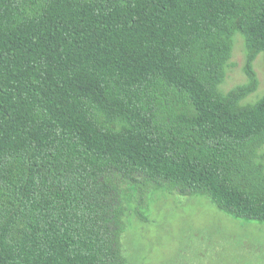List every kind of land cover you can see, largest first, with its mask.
<instances>
[{"label": "trees", "instance_id": "trees-1", "mask_svg": "<svg viewBox=\"0 0 264 264\" xmlns=\"http://www.w3.org/2000/svg\"><path fill=\"white\" fill-rule=\"evenodd\" d=\"M259 53L264 0H0V264H126L109 173L264 221Z\"/></svg>", "mask_w": 264, "mask_h": 264}, {"label": "rangeland", "instance_id": "rangeland-1", "mask_svg": "<svg viewBox=\"0 0 264 264\" xmlns=\"http://www.w3.org/2000/svg\"><path fill=\"white\" fill-rule=\"evenodd\" d=\"M245 61L244 40L236 32L220 85L223 92L247 81ZM253 68L258 85L243 103L264 93L263 53L255 57ZM261 154L264 163V148ZM106 178L120 190L126 206L121 238L126 264H264V221L228 215L205 197L143 176L131 181L109 173Z\"/></svg>", "mask_w": 264, "mask_h": 264}]
</instances>
